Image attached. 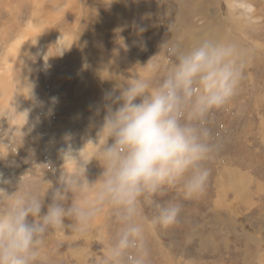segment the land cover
Returning a JSON list of instances; mask_svg holds the SVG:
<instances>
[{
    "label": "rangeland",
    "instance_id": "374dc122",
    "mask_svg": "<svg viewBox=\"0 0 264 264\" xmlns=\"http://www.w3.org/2000/svg\"><path fill=\"white\" fill-rule=\"evenodd\" d=\"M65 1L0 0V82L13 77L0 110L15 116L0 118V188L43 198L46 182L76 170L70 154L96 180L102 169L88 141L103 117L94 110L104 92L149 75L152 65H159L151 73L158 84L172 44L234 40L247 64L230 105L207 121L218 152L206 191L194 199L179 186L160 194L182 211L168 229L147 226L148 264H264V0ZM150 215L142 209L139 219L147 225ZM119 227L105 209L85 235L50 232L35 264H99Z\"/></svg>",
    "mask_w": 264,
    "mask_h": 264
},
{
    "label": "clouds",
    "instance_id": "9594fccd",
    "mask_svg": "<svg viewBox=\"0 0 264 264\" xmlns=\"http://www.w3.org/2000/svg\"><path fill=\"white\" fill-rule=\"evenodd\" d=\"M166 57L158 84L151 73L159 65H152L149 75L106 90L95 107V116L103 112L88 141L102 169L96 180L85 175L88 163L70 154L76 170L62 172L55 185L46 182L51 187L43 198L0 188V264H35L50 232L85 235L105 209L120 227L99 264H148L147 226L168 229L182 211L159 196L177 186L188 199L206 191L218 152L207 121L230 105L247 64L238 42L214 36L172 44ZM142 209L151 212L147 225L139 219Z\"/></svg>",
    "mask_w": 264,
    "mask_h": 264
},
{
    "label": "bare ground",
    "instance_id": "6f19581e",
    "mask_svg": "<svg viewBox=\"0 0 264 264\" xmlns=\"http://www.w3.org/2000/svg\"><path fill=\"white\" fill-rule=\"evenodd\" d=\"M72 2H73V0H66L65 1V4H67V5H69L70 4V6L72 5ZM75 2V1H74ZM42 18H43V16H42ZM44 19V18H43ZM45 23H49V21L51 22V20H43ZM53 21V20H52ZM50 26V25H49ZM32 27V26H31ZM48 28V27H47ZM46 28V29H47ZM50 29V28H49ZM31 30H35V26L34 27H32L31 28ZM30 29H28V31H26V33H28V35L30 34V32H32V31H30ZM24 35H22V37H23ZM25 38V37H24ZM20 41V40H19ZM22 41V40H21ZM20 41V42H21ZM19 43V42H18ZM18 43L16 44L17 46H18ZM21 44V43H20ZM17 46H15L14 48H12V49H10V53H9V55H8V57H6V66H7V71L6 72H8V73H10L12 70H13V67H14V70H15V67H16V63H15V61H16V58H17V56L16 55H18L17 53H19L18 51H20L19 50V48L17 47ZM4 63V62H3ZM48 63V62H47ZM4 75V74H3ZM6 75V74H5ZM11 76H7L6 78H4V81L3 82H0V100L1 101H3V100H5V101H7L8 99H9V97H11L10 96V94H11V91H10V83H9V81H11L12 79L11 78H13V77H11ZM7 80V81H6ZM12 82V81H11ZM2 97H4V98H2ZM10 100V99H9ZM18 100V99H17ZM13 101V100H12ZM16 101V100H15ZM18 113H19V111H18ZM16 114V113H15ZM10 115H13V114H11L10 113V109H8V108H4L3 110H0V118L1 117H3V121H5L6 120V118L8 117L9 118V116ZM14 116V115H13ZM15 117V116H14ZM21 118V117H20ZM6 122H8V121H6ZM10 122V121H9ZM21 141V140H20ZM76 162V161H75ZM77 163V162H76ZM6 180V179H5ZM49 249V248H48Z\"/></svg>",
    "mask_w": 264,
    "mask_h": 264
}]
</instances>
